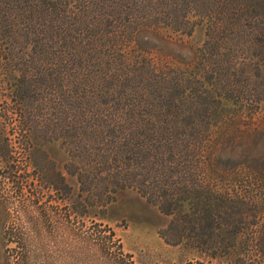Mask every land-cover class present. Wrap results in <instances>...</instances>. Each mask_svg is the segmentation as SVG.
<instances>
[{"label": "trees", "instance_id": "obj_1", "mask_svg": "<svg viewBox=\"0 0 264 264\" xmlns=\"http://www.w3.org/2000/svg\"><path fill=\"white\" fill-rule=\"evenodd\" d=\"M197 21L205 40L186 62L143 51L151 39L173 48L167 34H190ZM1 62L17 125H32L35 90L53 82L60 133L78 130L66 170L86 196L68 197V216L76 204L88 209L134 189L168 217L166 243L209 264H264V224L247 223L264 214L263 198L196 183L240 157L258 164L234 174L264 190V0H0ZM99 226L90 233L105 248L114 232ZM114 244L121 252L119 238Z\"/></svg>", "mask_w": 264, "mask_h": 264}, {"label": "rangeland", "instance_id": "obj_2", "mask_svg": "<svg viewBox=\"0 0 264 264\" xmlns=\"http://www.w3.org/2000/svg\"><path fill=\"white\" fill-rule=\"evenodd\" d=\"M197 23L190 34H167L175 43L173 48L151 39L142 45L143 51L153 61L166 60L159 56L164 50L161 54L186 62L205 40V23ZM127 49L133 53L139 47L131 42ZM4 64L0 63V264L15 263L19 254H26L29 264H188L194 260L209 264L206 257L191 248L166 243L161 231L168 217L134 189L119 190L111 201H95L88 209L76 204L68 216V197L76 199L78 194L82 202L86 196L77 177L66 170V164L73 159L69 150L78 140L74 136L78 130L68 129L66 136L60 133L58 125L65 121L51 108L59 100L58 87L53 82L45 87L38 84L35 90L32 125H17L11 112L12 78L6 76L10 72ZM6 65L16 67L15 61ZM63 140L68 151L61 145ZM247 161L243 163L240 157L228 160L223 164L227 171L222 176L199 174L196 183L211 188L223 185L231 191L250 189L253 195L263 198L264 205V190L256 179L244 173L234 174L242 163L258 164ZM247 223L264 224V214L248 216ZM96 224L114 232L105 248L90 233ZM259 235L264 236V231ZM117 238L121 252L115 248Z\"/></svg>", "mask_w": 264, "mask_h": 264}]
</instances>
